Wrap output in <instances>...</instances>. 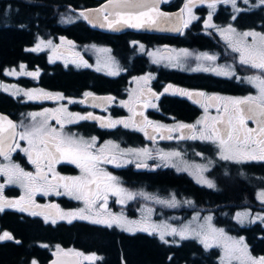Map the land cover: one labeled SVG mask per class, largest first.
I'll return each instance as SVG.
<instances>
[{"label":"flooded vegetation","instance_id":"af4514ba","mask_svg":"<svg viewBox=\"0 0 264 264\" xmlns=\"http://www.w3.org/2000/svg\"><path fill=\"white\" fill-rule=\"evenodd\" d=\"M73 1L78 2L80 0ZM86 1L89 3L88 5L79 3L77 5H83V7L68 9V11H75L78 19L67 23L64 18L65 0H0V32L10 31L21 37V54L11 61H5L8 64L5 63L0 67V95L8 99L5 103L0 102V113L18 125L17 132L23 131V126H29L32 123L29 113H39L45 109L56 110L61 106H64L68 113L79 114L80 116L91 113L93 117L99 119L74 120L73 123H65L63 132L83 137L86 140L96 137L94 151L104 149L105 154L115 153L117 155L124 151L126 154L123 159L131 161L130 163H120L117 166L116 163L102 162L100 167L117 177L120 185L128 191L146 194L135 195L133 199L121 204L117 202L119 197L109 193L108 211L123 215L126 218H133L138 209L148 206L152 208V218L165 217L163 214L166 216L177 215L175 207L182 202L181 199H178L177 189L187 190L186 195L189 198L185 201L190 204L191 193L190 188H186L187 186L179 185L178 187L177 183L173 182L174 176H176V172H179L191 179L193 177L178 168L176 156L162 160L159 154L178 152L181 157H190L194 151L197 154H207L211 149L212 165L214 166L217 164L215 161L220 163V160H223L217 156L218 145L213 147L209 141L187 138V135H190L187 130L171 133L164 130L155 132L151 127L141 130L144 126L140 122L146 117L153 124L173 127L182 123L196 125L199 129L203 125L197 124V121L202 120L205 115L210 117L220 115L216 106L208 107V111L205 113V105L218 103L210 101L208 97L214 95L221 97L255 95V86L245 78L258 75L260 71L239 62V53L233 51L229 41L224 35H221L220 30L231 25L237 33L246 31L264 33V6L252 7L258 3V0H248V3H245L244 0H237V7L241 11L236 12L231 4L218 3L214 9H210L207 2L197 3L192 8V13L197 19L190 21L187 27L181 25L175 34H165L129 30L120 32L98 30L89 25L80 16V12L85 8L98 7L107 0ZM161 2L163 10L178 11L184 7L186 0H161ZM210 12L212 15L210 23L216 27L205 25ZM185 19H187V13H185ZM146 35H154L155 37L146 38ZM238 38L234 37L233 39ZM248 40L251 41V38L249 37ZM49 41L51 44L48 43ZM37 44H40V50L30 51ZM47 45L55 47L57 52L66 56H70L73 51L76 54V60L67 62L62 59L63 55L61 54L51 55L46 49ZM93 47L108 49L112 53L113 62H117L116 69L102 71L93 67L95 58L92 56L91 48ZM181 50H187L188 55H183ZM203 53L215 56L216 59L206 60L201 55ZM143 59H147L152 68L146 69L142 62ZM162 60V63H158ZM229 65L234 70L233 76L204 70L206 68L218 69ZM13 69L19 73L9 75L8 73ZM66 70L73 71L78 75L77 86H64L54 81L56 77L58 78L60 71L65 72ZM28 73H36V75H28ZM95 74H100L103 77L97 78ZM104 77L108 80H104ZM142 77L149 78L146 84L141 79ZM169 85L192 93L203 92L206 96L189 98L171 90L165 92V88ZM16 86L23 87L27 91H33L38 95L44 92L53 97L60 94L63 98L30 100L24 94L16 93ZM149 89H151V93L157 95H151ZM142 90L143 95H141ZM86 92L91 93V96L104 97L100 100L88 101L90 96L85 97L84 93ZM108 97L112 99H106ZM197 100L199 103L196 102ZM145 103L155 104L156 107H144ZM130 108L132 111L129 110ZM222 110L221 105L220 111L222 112ZM134 112L137 113L135 117H133ZM141 112L143 116L138 115ZM133 119L137 121L136 125L132 124ZM109 120H124L130 126L125 127L124 124H116L115 127L101 126L102 122ZM48 124L58 130L60 129V125L54 117L48 120ZM248 127L255 128L256 124L248 122ZM182 134H186V138H176ZM169 135L174 138H161V136L167 137ZM17 139H19L18 136ZM109 141L119 147L111 148V145L107 143ZM20 145L21 148L28 147L26 141H20ZM144 148L151 152V157L142 161L147 165L146 167L137 168L136 165L141 160L128 153L127 150ZM11 162L19 164L26 171L35 172V166L29 163L26 153L20 149L11 153ZM0 163L7 164L8 161L0 157ZM236 163L246 165L245 176L241 179L243 181L239 183L242 188L240 196L236 198L226 194L221 195L223 190L217 185L222 186L224 183L218 182V179L217 185L211 188L207 184L198 183L203 188L202 202L204 206L201 211L207 217H211L210 223L213 227L223 229L227 236L237 239L243 237L250 255L259 258L264 256V252L251 251L245 236L237 234V229L257 225L259 233L255 237L264 239V226L256 220L250 223L238 222L237 212L245 209L251 213V216L256 213H264V202L258 199V194L264 191V161L245 160ZM216 168L218 169V167ZM55 171L61 176L67 177L81 174L76 165L67 161L57 164ZM0 184H4L3 196L8 200H18L21 196L26 195L24 188L19 184H7L2 176H0ZM165 190L171 194L167 197L166 194L157 195V191ZM60 191L63 192V189ZM173 197L177 201L175 206L159 202L170 201ZM34 199L38 205L55 204L65 212L85 207L82 200H76L68 195L58 196L55 192H49L47 195L43 192H37ZM56 211V209L44 208L45 214ZM192 212H188V214ZM33 218L39 221L41 226L52 229L79 226V229L90 231L100 229L101 232L113 230L128 233V231L115 225L108 227L81 219H74L71 223L67 220L57 219L56 223L53 224L51 219L46 222L44 215H32L30 212L20 211L16 207H6L0 211V234L8 232L13 239L0 240V246L5 244L22 245L21 252L26 255L32 253L35 246L36 251L47 253L49 256L45 262L40 261L37 257L31 259L27 257L24 264H30L33 260L37 261V264H48L50 259L57 254V245L63 250V253L69 255L75 253H83V256L96 254L94 249L87 247L82 242L64 243L61 240L50 242L47 239L33 242L29 236L24 240L21 235L15 232V227L12 225L18 227L27 219ZM58 239H63V235H59ZM207 250H214L218 264H221L222 247L214 244ZM83 256L78 257L79 264H90L91 261L85 260ZM230 264L236 263L232 260Z\"/></svg>","mask_w":264,"mask_h":264},{"label":"snow or ice","instance_id":"6c2138e0","mask_svg":"<svg viewBox=\"0 0 264 264\" xmlns=\"http://www.w3.org/2000/svg\"><path fill=\"white\" fill-rule=\"evenodd\" d=\"M207 2L210 9H214L218 3L231 4L234 11L239 12L241 9L237 7V0H186L184 7L176 16L177 25L182 23L183 27H187L190 21L197 19L192 13V8L197 4ZM248 3V0H244ZM161 0H107L106 4L101 5L97 9L85 10L80 12V16L91 22L94 18L102 16L103 22L97 19L101 27H107L113 30H119L121 27L144 28L159 26L168 19V14L163 13L159 9ZM264 6V0H258L257 4L252 7ZM187 13V19H185ZM212 15L209 13L205 25L208 27H216L211 24ZM235 19V17H233ZM175 30V29H174ZM221 35L229 41L233 51L239 53V62L242 65H248L251 68L258 69L260 74L246 77L249 83L253 84L258 92L256 95L245 97H208L210 101H216L215 105H205V113L208 107L216 106L220 115L210 117L205 115L202 120H198L197 124L203 125L197 129L196 125L178 123L173 127L153 124L152 121L144 117L142 125L144 130L146 127L153 128L155 132L162 130L169 133L174 131L187 130L190 135L187 138L201 139L211 141L218 145L219 156L223 160H233L236 162L259 160L264 161V33L255 31H246L237 33L236 29L229 25L226 29H221ZM239 37L238 39H233ZM251 38V41L248 38ZM51 44V42H48ZM135 43V42H134ZM142 47V46H141ZM40 44L30 51H39ZM104 51H107L106 49ZM183 55H188L187 50H181ZM206 60H215V56L207 53L201 54ZM86 63V62H85ZM23 68V65H21ZM205 71H217L218 74L225 76H233L234 70L231 66H223L218 69H204ZM15 75V71L8 73ZM115 74V73H113ZM28 75H36V73H28ZM239 79V77H236ZM147 83L148 77H142ZM8 90V89H5ZM173 91L182 96L192 98L205 97L203 92H188L183 89L173 88L169 85L165 88V92ZM19 91V90H17ZM151 93V89L148 90ZM28 99L41 98H57L62 99L60 94L53 97L49 93L41 92L39 95L33 91L24 92ZM85 97L91 96L89 92L84 93ZM143 95V90L141 91ZM156 96L157 94L151 93ZM158 98V96H157ZM111 100V97L106 98ZM71 103V101H69ZM83 102V101H82ZM199 103V100L196 101ZM123 103V102H122ZM222 105V112L220 111ZM127 106V105H125ZM156 107L155 104L145 103L144 107ZM132 111V109H129ZM32 123L29 126H23V131L17 132L18 125L13 123L7 116L0 115V157L8 161L7 164L0 163V176L5 178L7 184H19L24 188L26 195L21 196L18 200H8L3 196L4 184H0V211L6 207H16L20 211L30 212L32 215H44L45 221L51 219L56 223L57 219L67 220L69 223L74 219L89 220L95 224H103L108 227L113 225L120 227L128 232L145 231L149 234L159 233L160 239L167 243L165 234L179 235L181 239L188 237H196L200 239L204 247L207 249L214 244L220 245L224 250V257L221 258V264H230L232 260H239L240 264H264V256L255 258L248 252V246L244 243V238H233L225 234L223 229H217L210 223L211 217H206V224L199 225V228H192L188 225L182 226L180 229L164 225L166 231H161L160 225L148 224L146 222L130 221L120 214H114L108 211L107 201L108 195L111 193L119 197L118 203H125L131 200L135 195H146L145 193H132L123 188L118 178L103 170L101 163H130L124 160L126 154L121 151L119 155L115 153L105 154L104 149L94 151L96 137L86 140L83 137H77L74 134H65L63 127L65 123H73L74 120L99 119L93 117L91 113L86 116L68 113L64 106L56 110L45 109L39 113L28 114ZM137 113H133L135 117ZM138 115L143 116V113ZM40 119H37V118ZM55 118L60 125V129L51 127L48 120ZM211 121V123H209ZM248 122L256 124L255 128H249ZM116 124H124L129 127V123L124 120L102 122V127H115ZM132 124L136 125L137 121L132 120ZM147 135V132L145 133ZM17 136L19 139H17ZM154 139V137H152ZM161 138L173 139L171 135ZM177 139L186 138V134H182ZM20 141H26L27 148H21ZM111 148L116 149L119 146L111 141L107 142ZM17 149L25 152L30 164L35 166V172L26 171L19 164L11 162V153ZM128 153L133 154L141 162L137 163V168L146 167L142 161L151 157V152L144 149H129ZM160 158L167 159L171 156H179L180 153H160ZM62 161H67L76 165L80 169L79 176H61L55 171V166ZM201 173L203 169L198 166ZM199 182L207 184L208 187H214V184L207 180L202 174L198 176ZM63 189V192L60 191ZM43 192L47 195L49 192H55L56 195H68L76 200H82L85 207L73 211H63L58 205L41 206L35 202V194ZM258 199L264 202V191L258 194ZM161 203L175 206L177 201L173 197L170 201H159ZM56 209L55 213H44V208ZM248 216L247 213H238L237 219L241 222ZM256 219H264V217H256ZM12 235L8 232L0 234V240H11ZM57 255L65 254L57 245ZM77 257L83 256V253H75ZM85 260L94 261L99 259L95 254L84 256ZM32 264H37L33 260ZM52 264H60V260H55Z\"/></svg>","mask_w":264,"mask_h":264},{"label":"trees","instance_id":"16d2710c","mask_svg":"<svg viewBox=\"0 0 264 264\" xmlns=\"http://www.w3.org/2000/svg\"><path fill=\"white\" fill-rule=\"evenodd\" d=\"M86 0L74 2L73 0H65V9H72L88 5ZM83 4L78 6L77 4ZM80 7V8H81ZM67 29V27H66ZM154 35H146V38H154ZM20 36L10 31L0 32V67L11 61L21 54ZM146 69L152 68L147 59H143ZM65 73V74H62ZM97 78H101L100 74H95ZM78 75L73 71H60L56 81L58 84L75 87L78 83ZM104 80H108L104 77ZM0 102L8 101L3 95H0ZM173 179L179 185L190 188L191 204L186 203L185 199L189 198L186 195L187 190L177 189L178 199L182 202L175 207L177 215H188V212L203 209V188L196 181L183 173L176 172ZM221 195H227L238 198L242 193V188L233 182L229 187H224ZM228 202V201H227ZM184 218V217H182ZM14 230L25 240L31 237L35 242L40 239H47L50 242L63 241L66 242H82L87 247L96 251V256L99 259L91 261L90 264H218L217 255L214 250H207L203 243L194 238L181 239L179 243L167 242L160 240L154 234H149L145 231H135L122 233L121 231H104L100 229L90 231L79 229V226L68 228H47L40 225V222L33 219H27L19 226L12 225ZM241 227L237 229V234L244 235L247 243L253 252H264V239L255 237L259 233V227ZM257 229V230H256ZM59 235H63V239H58ZM169 241V240H168ZM245 241V242H246ZM22 245L5 244L0 246V264H24L27 257L39 258L45 262L49 258L47 253L36 251L33 247V252L25 254L21 252ZM88 264V263H87Z\"/></svg>","mask_w":264,"mask_h":264},{"label":"rangeland","instance_id":"374dc122","mask_svg":"<svg viewBox=\"0 0 264 264\" xmlns=\"http://www.w3.org/2000/svg\"><path fill=\"white\" fill-rule=\"evenodd\" d=\"M64 18L66 20V22H71L74 21L76 19H78V15L76 14L75 11H65V15ZM47 50H49V53L51 55L54 54H61L63 55L62 59L67 61V62H74V60H76L75 56L76 54L72 51V53L70 54V56H66L63 53L57 52L55 47L51 46V45H47L46 47ZM92 49V56L94 58L93 60V67H96L98 70H102V71H109V70H115L116 66H117V62H113L114 59L112 58V53L109 52L108 49L104 48V47H93ZM93 49H95L93 51ZM107 51H104V50ZM94 52V55H93ZM162 61H159L158 63H162ZM168 62V60H167ZM15 70V69H13ZM16 71V75L19 73V71ZM16 93L19 94H24V92H27L26 89H24L23 87L20 86H16L15 87ZM258 92V89L255 87V91L254 94L256 95ZM210 145L213 144V147H217L215 146L216 144L209 141ZM200 147V146H199ZM197 148V147H196ZM217 149V148H216ZM214 149L212 148V151ZM217 152V156L220 158L219 156V149L216 151ZM212 152L211 149L207 154H201V153H195L192 152L190 157H181L176 156V163L179 169L186 171L189 175H191L194 179V181H196L199 184H202L201 182H199L198 176L200 174H202L207 180L211 181L215 186L217 185V179L218 182L220 183H224V185L219 186L217 185L218 188H221V190H224V187H229L233 182H236L238 185L240 182H242L243 177L245 176L244 173L245 172V168L246 165L244 164H239L236 163V161L234 162L233 160H220V163H218L219 161H215L214 166L212 165ZM198 166H200L203 171L201 173L200 169L198 168ZM218 167V169L216 168ZM207 170V171H206ZM166 194V197L168 195H170L171 193H168L166 190L162 191V192H158L157 191V195H163ZM162 211V210H161ZM163 213V211H162ZM238 213H247L248 216L246 219H244L243 222H241L240 220H238V222L241 223H250L251 221H259L262 223V225L264 226V219H256V217H264V213H256L253 214L251 216V213L248 210L242 209L239 210L237 212ZM165 217H161V218H152L153 217V212H152V208H149L148 206H144L141 207L140 209H138L136 211V213L134 214L133 218H127L130 221H138V222H146L148 224H156V225H160L161 227V231H166L163 226L164 225H170L171 227L180 229L182 226L188 225L192 228H199V225L201 224H206L208 223L205 218L207 217L206 215H204L202 213L201 210H196L193 211L192 213L182 216V215H164ZM173 216V218H172ZM184 217V218H181ZM155 235L158 236V238L160 239L159 233H154ZM188 238H194L198 241H200V239L192 236V237H188ZM161 240V239H160ZM165 240L168 242H174V243H179L181 238L179 235H171V234H165ZM201 242V241H200ZM84 257V256H83ZM222 257H224V250L222 248ZM66 259V258H65ZM51 260V259H50ZM234 262L236 264H240L239 260H234ZM32 264V262L30 263ZM76 264H79V262H77Z\"/></svg>","mask_w":264,"mask_h":264},{"label":"water","instance_id":"95a60500","mask_svg":"<svg viewBox=\"0 0 264 264\" xmlns=\"http://www.w3.org/2000/svg\"><path fill=\"white\" fill-rule=\"evenodd\" d=\"M107 2V1H106ZM106 2H104L102 5L106 4ZM162 2L159 4V9L161 12L168 14V19L164 22H162L159 26H153V27H144V28H130V27H121L119 30H113V29H109L107 27H101L100 23L97 22V19L100 22H103V18L102 16L98 17V18H94L91 22H89V20H86V22L91 25L92 27L98 29V30H103V31H108V32H120V31H125V30H129V31H142V32H147V33H165V34H175L179 31L181 24H179V26L177 25V21H176V16L173 14L178 15L180 13V10L178 11H165L161 8ZM101 6V5H100ZM98 7H89V8H85L82 11L85 10H92V9H97ZM175 29V30H174ZM104 96H90L88 98V101H95V100H100L102 99ZM0 115H4L2 113H0ZM6 116V115H4ZM9 119V118H8ZM66 258V259H65ZM55 260H60V264H76L79 260V258L75 255V254H60V255H54L53 258L48 262V264H52L53 261Z\"/></svg>","mask_w":264,"mask_h":264}]
</instances>
